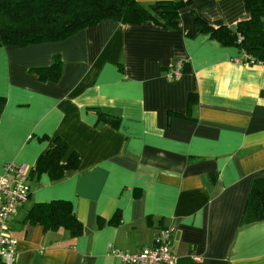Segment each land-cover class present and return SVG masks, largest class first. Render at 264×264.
Returning <instances> with one entry per match:
<instances>
[{
    "label": "crops",
    "instance_id": "crops-1",
    "mask_svg": "<svg viewBox=\"0 0 264 264\" xmlns=\"http://www.w3.org/2000/svg\"><path fill=\"white\" fill-rule=\"evenodd\" d=\"M249 16L244 0H189L174 30L105 19L60 41L0 46V174L9 162L34 169L56 138L62 163L79 157L60 178L30 172L9 220L15 264H130L115 252L150 247L164 229L174 264H264V221L240 224L264 179V64L237 61L243 51L195 22ZM54 62L57 79L36 71ZM52 200L70 203L80 235L26 219Z\"/></svg>",
    "mask_w": 264,
    "mask_h": 264
},
{
    "label": "trees",
    "instance_id": "trees-1",
    "mask_svg": "<svg viewBox=\"0 0 264 264\" xmlns=\"http://www.w3.org/2000/svg\"><path fill=\"white\" fill-rule=\"evenodd\" d=\"M249 18L239 21L235 27H211L196 18L203 32L224 45H235L243 51V62L264 64V0H244ZM189 4V0H157L148 5L138 0H0V46H28L35 43L60 41L98 22L111 19L123 24H140L151 21L166 30L177 28L179 10ZM43 77L58 78L59 64L37 68ZM196 96H189V104ZM117 124L118 117L99 112L98 120ZM113 119H116L113 122ZM115 126V125H114ZM67 144L56 138L49 149L30 172L48 173L52 178L63 176L65 169L75 168L78 154H70L68 161L61 162ZM29 172V175H30ZM30 223H39L45 231L60 227L67 229L75 237L82 232V224L77 219L70 203L66 200L35 203L28 211ZM264 221V179L257 178L252 183L240 224ZM156 242V239L154 243ZM153 243V244H154Z\"/></svg>",
    "mask_w": 264,
    "mask_h": 264
},
{
    "label": "built area",
    "instance_id": "built-area-1",
    "mask_svg": "<svg viewBox=\"0 0 264 264\" xmlns=\"http://www.w3.org/2000/svg\"><path fill=\"white\" fill-rule=\"evenodd\" d=\"M236 60L247 64L242 58ZM182 65V62H178L166 77L170 80L178 78ZM29 172L30 168L25 163L9 162L0 174V264H15L17 239L8 233L9 220L28 200ZM170 246L171 231L164 229L152 246L136 253L115 252V255L130 264H174L175 256Z\"/></svg>",
    "mask_w": 264,
    "mask_h": 264
}]
</instances>
